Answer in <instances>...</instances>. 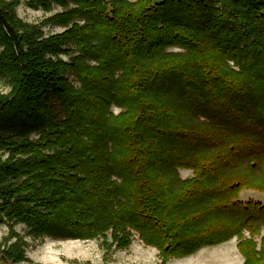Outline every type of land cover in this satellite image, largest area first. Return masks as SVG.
Instances as JSON below:
<instances>
[{
    "label": "trees",
    "instance_id": "trees-1",
    "mask_svg": "<svg viewBox=\"0 0 264 264\" xmlns=\"http://www.w3.org/2000/svg\"><path fill=\"white\" fill-rule=\"evenodd\" d=\"M21 4L0 0L1 259L137 237L167 264L237 238L264 264V204L240 200L264 194V0H24L61 9L40 24Z\"/></svg>",
    "mask_w": 264,
    "mask_h": 264
},
{
    "label": "rangeland",
    "instance_id": "rangeland-1",
    "mask_svg": "<svg viewBox=\"0 0 264 264\" xmlns=\"http://www.w3.org/2000/svg\"><path fill=\"white\" fill-rule=\"evenodd\" d=\"M13 1V0H6ZM135 1V0H130ZM155 3H160L163 0H153ZM18 7V16L26 23L40 24L45 19L53 16L61 9L55 7L51 13L44 11H34L29 9L24 0ZM44 31L47 36L57 33H62L63 29L59 27H45ZM68 60L67 57H64ZM10 88L2 81H0V93L7 94ZM114 113L118 114L120 110L114 108ZM188 170H181V177L186 179L191 175ZM240 200L247 203L249 201L264 204V194L253 191L244 190L241 194ZM23 226H18L17 231L23 233ZM8 234V228L0 226V241ZM28 240L27 257L30 260L21 264H162V259L158 250L151 247H146L136 237L131 247L124 251L107 250L103 247L100 240L94 241H59L50 237L42 238L34 241L30 238ZM205 249V248H204ZM203 250V249H202ZM201 250V251H202ZM185 259H172L167 264H197ZM0 264L6 263L1 259Z\"/></svg>",
    "mask_w": 264,
    "mask_h": 264
},
{
    "label": "crops",
    "instance_id": "crops-1",
    "mask_svg": "<svg viewBox=\"0 0 264 264\" xmlns=\"http://www.w3.org/2000/svg\"><path fill=\"white\" fill-rule=\"evenodd\" d=\"M191 178L193 176L192 171ZM238 240L234 238L219 246L206 247L196 254L187 257L186 260L198 262L197 264H244L245 259L237 248Z\"/></svg>",
    "mask_w": 264,
    "mask_h": 264
}]
</instances>
